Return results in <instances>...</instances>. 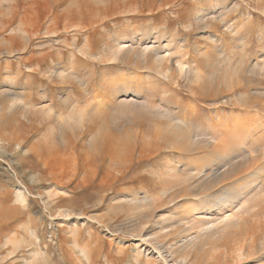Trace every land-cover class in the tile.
Masks as SVG:
<instances>
[{
  "label": "rangeland",
  "instance_id": "obj_1",
  "mask_svg": "<svg viewBox=\"0 0 264 264\" xmlns=\"http://www.w3.org/2000/svg\"><path fill=\"white\" fill-rule=\"evenodd\" d=\"M32 1L0 0V264L193 261L194 253L182 261V254L174 251L185 235L182 230L173 228L167 236L153 237L159 233L164 216L182 211L194 201L195 194L181 197L186 193L184 188L170 189L167 196L172 194L168 199L173 202L167 206L161 199L154 200L148 208L132 209L127 203L144 192L159 197L162 187L156 172L162 164L160 155L153 153L137 159L124 172L115 165L110 168L109 157L98 158L99 152L93 151L91 156L97 157L96 164L87 173L85 152L89 147L84 143L88 144L100 127L113 139L131 132L130 139L147 141L144 135L149 133L152 138L148 140L154 146L162 143V136L166 138V144L162 143L166 155L172 141L184 138L170 131L167 117L160 118L146 109L141 112L142 108L136 109L134 119L130 111L126 115V107L118 105L124 98L130 109L139 103L140 97L147 96L171 108L172 113L175 110L174 117L180 115L178 112L186 113L192 139L197 130L209 126L215 115L233 116L240 91L253 95L255 88L264 89V80L259 83L255 74L247 73L250 62L253 64L251 55L256 51L264 53V36L258 41L259 32L264 33V0L227 1L228 9L236 5L228 14L227 24L241 20L245 25L239 34L227 30L222 22L219 0H212L216 6L210 8L204 21L199 20L196 9L209 0H173L164 7L162 0H155L153 10L146 9L145 0L144 10L114 14H73L65 11L70 0ZM214 36L217 43L212 42ZM117 43L125 47L121 55L131 45L139 53L116 58L113 51ZM241 44L248 54L239 67L236 63ZM145 48L146 52L142 51ZM140 50L148 56L140 54ZM157 56L167 57L171 68L162 62L158 64ZM178 58L196 63L201 80L192 81L191 86L178 66ZM166 70L172 71L174 78H163ZM115 78H132L130 91L113 88ZM238 81L244 88L230 91L229 86ZM163 90L168 91L166 96H161ZM17 93L22 97L14 98ZM255 110L252 107L243 114H264L260 113L264 109ZM164 126L169 132H165ZM248 138L240 140L245 142ZM206 145L199 150H187L189 153L184 152L183 158L201 161L217 152L218 148L214 149L211 143ZM30 148H36L38 153ZM172 154L168 159L176 158L177 152ZM254 163L252 169L239 176H248L254 169L264 176V163ZM72 166H76L75 172ZM85 173L88 181L84 178L83 182ZM195 196L199 199L201 195ZM211 199L214 197L208 200ZM256 211L255 217L247 216V228L237 236L243 244L242 254L236 253L233 241L228 249H236L230 251L229 257L223 254L218 261L210 251L204 258H196L200 261L196 264H264V203ZM43 254L44 259H39Z\"/></svg>",
  "mask_w": 264,
  "mask_h": 264
},
{
  "label": "bare ground",
  "instance_id": "obj_2",
  "mask_svg": "<svg viewBox=\"0 0 264 264\" xmlns=\"http://www.w3.org/2000/svg\"><path fill=\"white\" fill-rule=\"evenodd\" d=\"M146 1H148L146 5L147 6L146 9L153 10L155 7L153 5V1L155 0H146ZM227 1L228 0L217 1V4H221L220 6L221 15L219 11L218 14L220 15V17L221 16L223 17L221 19L222 22H224V24L227 26L228 28L227 30L230 29L231 31H234V34H239L241 32V29L245 28V25L241 22V20L235 21L231 25L227 24L229 20L228 19L229 12H232L233 10L236 9L235 7L236 5L235 6L233 5L228 9L226 7ZM32 2H34V0ZM172 2L173 0H162L161 6L164 7V5L167 6L171 5ZM144 3L145 0H70L68 5H66L65 11L67 10L68 12L73 14L74 13L83 14L85 12L89 14L92 13L114 14L117 12H123L128 10H144L143 9V7L145 8V6H143ZM214 6L216 5H214L212 0H209L208 3L202 4L200 7H198L196 9V13L199 14L198 17L199 20L204 21L205 16H207L208 13H210L209 12L210 8H213ZM158 7H159L158 9L160 10L161 8H163V7L160 8V6ZM209 19L210 18H207V20ZM263 36L264 33H262L261 30V32H259L258 35V41H261ZM217 40H218L217 36H214L212 42L217 43ZM239 42L241 43V41ZM244 43L245 42H243V45ZM117 44L119 45L120 43ZM118 45H116L117 47L113 51V54H115L116 58H121L120 56H122V58H127L129 55L139 53L137 52L139 50L131 47L132 45L131 46L129 45L130 47L126 50L124 49L125 53L121 55L122 52L121 50L124 47V45L122 46L121 45L118 46ZM243 45L241 46V49L239 47L240 56H239V60L237 61L239 63L238 65L236 63V66L239 67L241 65L240 63L244 62L248 54L247 49ZM146 50L147 49L145 48V50L143 49L142 51L146 52ZM142 51L140 52V54L144 53V52L142 53ZM155 54H158L157 50L155 51ZM144 56L147 57L148 54L144 53ZM251 56L253 57V64L250 62L247 73H249L250 75L255 74L259 78L258 79L259 83H261V81L264 80V53H259V51H256V53ZM166 58L167 57L162 58L160 56H157L155 61H158V64L162 62V64L164 63L165 66L171 68V65L169 64V60L166 61ZM164 60L166 61V63L164 62ZM177 62L179 64L178 66H180L179 67L180 70L181 71L184 70L185 77L190 81L191 86L193 85L192 83L194 82V80H201L202 74L199 71L200 69L198 68L196 63H193V61L191 62V60L187 61L180 58L177 59ZM161 72H163V70ZM171 72L168 73L167 71L165 72L164 75L162 74L161 75L163 76V78L169 80L171 79V77L174 78L175 76V75L173 76ZM132 82H133L132 78H115L112 80V86L113 88L120 87L124 90V92L125 91L128 92L130 91ZM194 83H196V81ZM237 83L232 86L230 85L229 90L231 91V89L236 90V89L244 88V86H241L242 84L240 83V81H238ZM254 90L255 91H252L253 95H250L251 92L248 93V92L240 91L239 97L237 95L238 98L236 101L237 104L239 103V105L236 107L237 112L233 116L227 117L224 116L225 115L224 114L219 117L215 115L216 114L215 111L214 112L215 114L213 113L215 115L214 116L215 118L212 119V122L210 120L211 123L208 124L209 126H207L206 129L203 128V130L201 129L199 132L197 130L195 138L193 137L194 139H192V136L190 137V135H188V130L191 124L189 120L190 118L185 116L186 113L185 115H183L181 114L182 112L181 113L178 112L180 115L174 117L172 115L174 114L176 116L177 114V113L175 114V110L172 113L171 108H169L168 106L163 107L160 103L158 104L156 103V101L149 100L147 96L140 97L138 99V101L140 100L139 103L132 106L131 109H130L131 105L129 104V101L126 98L122 100L120 99L118 105L123 108L126 107L125 108L126 113L124 112L126 115L128 113L127 111H130L131 112L130 114L132 115L131 117H133L134 119L137 116L135 114L138 112L136 109L142 108L141 112L142 110L146 109L150 112H153L152 114L160 116V118L167 117L169 119L168 120L169 125L167 124L166 126L167 127L170 126L171 130L170 129L169 130L172 131V133L173 131L180 133L181 135H183L184 138H181L177 141H172L170 143V145H172V148L166 151L167 154L165 155L164 154L165 149L163 148L164 145L166 144L163 143V141H165L166 139L165 136H164L165 139H163V136L161 137L163 140L162 143L164 145L159 142L154 146L152 144V141L148 140L149 138L150 139L152 138L151 137L152 135H150L149 133L144 135L145 138H147L146 140L149 142L144 140L140 141L134 137L133 140L130 139L132 136L131 132L126 133L125 136L121 135L122 137L120 139H115V138L113 139V137L111 136L112 134L110 135V133H105V132L103 133V130L100 127V130L94 132L90 136V139L88 138L89 139L87 141L88 144L84 143L86 147L88 145L89 147L88 149L91 150L90 153H87L89 151L88 149L87 152H85L86 153L85 165L87 167L86 168L87 173L90 172V170L92 169L91 166L96 164L95 162L97 157L96 158L94 157L93 159V157L91 156V153H94L95 151L99 152V155L98 154L96 155L95 153V155L98 156V158L105 156L109 157L110 163L108 164H110V168L113 165H115V168H118V170L121 169L124 172L128 171L131 166L133 167V164L136 162L137 159L139 160L140 158H144L145 156H149L150 154L153 153H155V155L157 154L158 156L160 155L161 159L159 160V162L162 164L160 169L156 172L162 187L159 197L155 198L145 192L140 197L135 195V197L130 199L131 201L127 202L128 204L131 205V208L132 209H138L141 207L148 208L150 204H152V202L154 203L156 201V199L158 200L161 199V202L163 204H166L167 206L168 204L173 202L171 199H168L172 196V194L167 196V193L169 192L168 190L170 189L178 190L180 188H184L185 190H183V193L184 191L186 193H184L183 196L181 197H184L187 194L188 195L197 194L198 198L199 195L201 196L199 199H196V196L194 195L193 196L195 197V199L193 198L194 201H192V203L189 202L188 206L185 205L184 207L186 208H184L182 211L177 210L174 211L169 216H164V218L161 221V224L159 225L160 226L159 233L156 234L153 237V239H158L159 237L161 238L163 236H167L168 234L171 233L170 231L173 228L182 230L185 233V235L182 238L181 244L178 245L176 244L175 247L176 249L174 247L173 248L175 249L174 251L182 254V257L180 258L182 261H186L187 256H189V254L191 253H194L195 259L193 261H190L188 264H196V262H198L196 258L200 257L202 259L210 251L214 252V255H216L217 257L216 259L218 261L219 258L223 256V254L224 255L226 254V256L228 255L230 256L231 253L230 251L235 252L236 248H237L236 253L242 254L240 252L242 251V249H244L243 244L238 242L237 236L241 235L240 233L246 230L247 227H245V225L247 224L245 223V221L247 216H249V218L251 216L255 217L253 215L254 212L258 211V210L256 211L257 208L262 209V204L264 203V176L261 177L260 175L256 174L254 172L255 169L254 171L251 170V172H248L249 173L248 176H244V177L239 176L242 173L252 169V166L255 165L254 162L256 160H261V162L264 163V114L255 113L256 115L254 116H251L252 114L251 115L249 114L250 116H247V114H243L244 112L249 113L252 107L256 108L255 111L264 109V89L261 90L255 88ZM142 92L143 91H141L140 93ZM162 92L163 93L161 96H166L168 94L167 93L168 91L163 90ZM134 95L137 96L138 98L140 96L139 91L138 92L136 91ZM191 96H193V93L191 94ZM13 97L21 98L22 94L17 93L16 96L14 95ZM241 104H247V105L241 106ZM95 105H97V103ZM234 107L235 106H233V108ZM192 108L194 109L195 107L193 106L190 109ZM193 109L191 111H193ZM183 111L185 110L183 109ZM260 113H264V112L260 111ZM80 127L81 126H79V128ZM164 128L166 129L165 132H169L168 128H166L165 126ZM162 133H164V131ZM80 134L82 135V133ZM159 135H161V133H159ZM242 137H244V139H247L248 137L249 138L247 141L245 140L244 142L243 141L244 139H242V141L240 140V138ZM208 143H211V145H213V148L214 147L216 149L218 148V150L214 154L210 155L208 158L206 157L205 160L200 159L201 161H199L198 159V161H196L193 159L194 157L190 158L187 155L186 156L188 158L186 159L183 158L184 152H186L187 150H192V151L197 149L199 150L200 147L208 146L206 145ZM173 147L175 150H171L173 149ZM29 150H33L36 153H38L36 148H30ZM172 152L173 154L174 152L175 153L177 152L176 158L173 160L171 158L168 159L169 154L171 156ZM64 162L65 161H63V163ZM258 166L259 165L255 167ZM75 168L76 166H72L71 168L72 172H75L74 171ZM95 170L96 167L91 172H94ZM72 172L71 175L73 174ZM87 173H85V176H83V178L81 177L83 182H84L83 180L84 178L85 181H88ZM210 197H214V199H211V201H209L208 199ZM173 204L176 205V203ZM251 238H252V242H254L253 241V239L255 240L254 234ZM234 239L236 240V243ZM232 242L236 246V248L234 249L232 248L233 250H229L230 248L228 249V247L229 246L231 247ZM236 253H234V256ZM43 256L44 254L40 255L39 259L42 260Z\"/></svg>",
  "mask_w": 264,
  "mask_h": 264
}]
</instances>
